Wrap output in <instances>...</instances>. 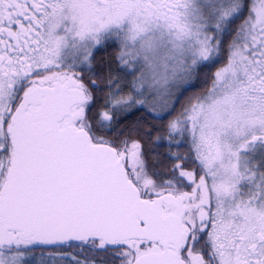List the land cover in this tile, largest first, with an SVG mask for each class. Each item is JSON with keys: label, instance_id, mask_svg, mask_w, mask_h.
Masks as SVG:
<instances>
[{"label": "snow or ice", "instance_id": "obj_1", "mask_svg": "<svg viewBox=\"0 0 264 264\" xmlns=\"http://www.w3.org/2000/svg\"><path fill=\"white\" fill-rule=\"evenodd\" d=\"M0 264H264V0H0Z\"/></svg>", "mask_w": 264, "mask_h": 264}, {"label": "rangeland", "instance_id": "obj_2", "mask_svg": "<svg viewBox=\"0 0 264 264\" xmlns=\"http://www.w3.org/2000/svg\"><path fill=\"white\" fill-rule=\"evenodd\" d=\"M165 99H166V98H162V99L160 100V103H161V104L164 103V102H165Z\"/></svg>", "mask_w": 264, "mask_h": 264}, {"label": "trees", "instance_id": "obj_3", "mask_svg": "<svg viewBox=\"0 0 264 264\" xmlns=\"http://www.w3.org/2000/svg\"><path fill=\"white\" fill-rule=\"evenodd\" d=\"M100 55H102V56H106L107 55V53H101ZM110 58V57H109Z\"/></svg>", "mask_w": 264, "mask_h": 264}, {"label": "flooded vegetation", "instance_id": "obj_4", "mask_svg": "<svg viewBox=\"0 0 264 264\" xmlns=\"http://www.w3.org/2000/svg\"><path fill=\"white\" fill-rule=\"evenodd\" d=\"M39 254L37 253V256H38Z\"/></svg>", "mask_w": 264, "mask_h": 264}]
</instances>
